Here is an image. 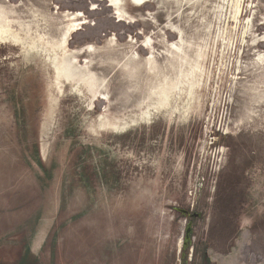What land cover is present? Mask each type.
Segmentation results:
<instances>
[{"label":"water","instance_id":"water-1","mask_svg":"<svg viewBox=\"0 0 264 264\" xmlns=\"http://www.w3.org/2000/svg\"><path fill=\"white\" fill-rule=\"evenodd\" d=\"M0 264H264V66L112 57L0 0Z\"/></svg>","mask_w":264,"mask_h":264},{"label":"rangeland","instance_id":"rangeland-1","mask_svg":"<svg viewBox=\"0 0 264 264\" xmlns=\"http://www.w3.org/2000/svg\"><path fill=\"white\" fill-rule=\"evenodd\" d=\"M112 57L264 66V0H45Z\"/></svg>","mask_w":264,"mask_h":264}]
</instances>
